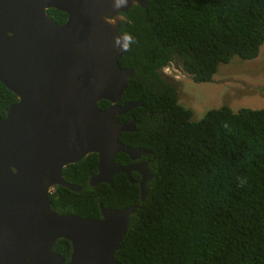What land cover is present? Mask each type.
Here are the masks:
<instances>
[{
  "label": "trees",
  "instance_id": "16d2710c",
  "mask_svg": "<svg viewBox=\"0 0 264 264\" xmlns=\"http://www.w3.org/2000/svg\"><path fill=\"white\" fill-rule=\"evenodd\" d=\"M124 15L120 34L131 33L135 43L117 63L131 67L133 77L117 104L142 105L118 116H132L137 127L118 141L149 152L146 194L140 201L136 184L120 172L111 185L89 186L97 161L90 153L62 168V179L80 190L54 186L50 208L97 219L99 203H137L115 264H264V108L222 105L190 121L159 73L176 57L193 82H208L219 64L254 59L264 43V0H147ZM15 101L0 83V118ZM108 104L97 102L100 109ZM127 157L117 152L113 161L122 165ZM53 250L66 260L70 244L58 239Z\"/></svg>",
  "mask_w": 264,
  "mask_h": 264
},
{
  "label": "water",
  "instance_id": "95a60500",
  "mask_svg": "<svg viewBox=\"0 0 264 264\" xmlns=\"http://www.w3.org/2000/svg\"><path fill=\"white\" fill-rule=\"evenodd\" d=\"M146 1L128 0L117 10L114 0H0V83L16 98L0 118V264H115L139 205L99 203V218H81L53 211L49 194L57 185L79 191L61 170L90 153L97 161L89 186L145 167L118 165L113 156L149 153L118 141L119 133L137 131L132 116H118L142 104H117L133 69L120 68L125 52L114 47L124 14ZM51 6L67 14L62 25L48 20ZM100 100L108 101L105 109ZM138 186L142 201L146 190ZM58 239L70 244L66 260L53 250Z\"/></svg>",
  "mask_w": 264,
  "mask_h": 264
},
{
  "label": "rangeland",
  "instance_id": "374dc122",
  "mask_svg": "<svg viewBox=\"0 0 264 264\" xmlns=\"http://www.w3.org/2000/svg\"><path fill=\"white\" fill-rule=\"evenodd\" d=\"M264 43L258 55L251 60L233 57L227 64H219L208 82H193L182 69L179 58L167 64L169 72L159 70L161 77L176 91L177 102L190 110V121L200 120L205 112L228 106L232 111L240 108H264Z\"/></svg>",
  "mask_w": 264,
  "mask_h": 264
},
{
  "label": "flooded vegetation",
  "instance_id": "af4514ba",
  "mask_svg": "<svg viewBox=\"0 0 264 264\" xmlns=\"http://www.w3.org/2000/svg\"><path fill=\"white\" fill-rule=\"evenodd\" d=\"M52 10H55L52 8V6L47 7L44 10L48 20L51 23L53 22L56 25H62L66 21L67 14L62 12V11L55 10V11H58L61 13V14H59V16H57L56 13L52 12ZM120 23H122V22H120ZM165 66H167V64ZM165 66H163V67H165ZM147 155L148 154L140 155L138 158H134L133 160H131L129 157H127V162L122 164V166H128L131 163H133V164L144 163L145 167L137 166L136 167L137 170H135V168L133 169L131 167L129 170L128 178L125 176V174H123L126 177V179H128L130 181V183L136 184L138 191H139V186H138L139 182H141L143 184V188H145V190H146V187L152 178V173L150 170L149 161L146 159ZM139 171H141L142 174H140Z\"/></svg>",
  "mask_w": 264,
  "mask_h": 264
},
{
  "label": "clouds",
  "instance_id": "9594fccd",
  "mask_svg": "<svg viewBox=\"0 0 264 264\" xmlns=\"http://www.w3.org/2000/svg\"><path fill=\"white\" fill-rule=\"evenodd\" d=\"M128 0H114L113 7L117 10L121 9L122 7L127 6ZM107 22L111 23L112 21L110 19H107ZM135 43V38L131 33H123L119 34L114 39V47H116L121 52H126L130 50L131 45ZM163 69L160 68V70ZM241 183H244V181H241ZM139 196V191H138Z\"/></svg>",
  "mask_w": 264,
  "mask_h": 264
},
{
  "label": "built area",
  "instance_id": "2783aa9c",
  "mask_svg": "<svg viewBox=\"0 0 264 264\" xmlns=\"http://www.w3.org/2000/svg\"><path fill=\"white\" fill-rule=\"evenodd\" d=\"M162 70H163V72H165V73H166V72H169V71H168V67H167V66L163 67V69H162Z\"/></svg>",
  "mask_w": 264,
  "mask_h": 264
}]
</instances>
